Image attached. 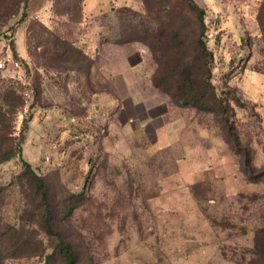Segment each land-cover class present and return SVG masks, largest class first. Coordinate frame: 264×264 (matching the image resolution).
<instances>
[{"label":"rangeland","instance_id":"obj_1","mask_svg":"<svg viewBox=\"0 0 264 264\" xmlns=\"http://www.w3.org/2000/svg\"><path fill=\"white\" fill-rule=\"evenodd\" d=\"M195 1L211 110L172 97L144 0H0V61L22 59L34 89L27 104L0 68V159L23 157L0 161V264H65L23 159L76 264H264V0ZM171 22L194 58L196 17Z\"/></svg>","mask_w":264,"mask_h":264},{"label":"trees","instance_id":"obj_2","mask_svg":"<svg viewBox=\"0 0 264 264\" xmlns=\"http://www.w3.org/2000/svg\"><path fill=\"white\" fill-rule=\"evenodd\" d=\"M144 3L146 14L151 17V20L154 21L155 19L156 25L143 27L142 39L140 40L152 52L158 64V69L169 71L174 77L176 82L172 94L174 100L177 103H190L203 110H211L213 106L222 104V98L214 90L211 82L212 54L203 39L206 31L205 10L195 0H144ZM188 13L193 14L199 23L197 35L193 40L197 52L194 58L186 53L182 28L173 26L171 22L172 18ZM74 51L75 54L81 53L75 49ZM67 52L69 51L50 54L61 57ZM195 58L201 59L199 61L200 70H197L196 65L193 64ZM70 69H74V67ZM2 154L0 161L8 160L16 154H20L23 158L21 149H16L14 146H9ZM23 162L26 173L34 179L36 190L40 194L43 203V229L55 239L54 252L64 258L65 264H76V252L73 245L63 238L52 221L48 188L44 177L38 174L28 161L23 159Z\"/></svg>","mask_w":264,"mask_h":264},{"label":"built area","instance_id":"obj_3","mask_svg":"<svg viewBox=\"0 0 264 264\" xmlns=\"http://www.w3.org/2000/svg\"><path fill=\"white\" fill-rule=\"evenodd\" d=\"M10 66L17 73V78L22 86V93L26 99L27 104L32 102L34 89L31 85L29 74L24 62L21 59L14 57H4L0 61V68Z\"/></svg>","mask_w":264,"mask_h":264}]
</instances>
